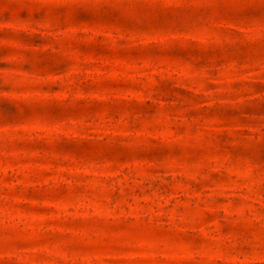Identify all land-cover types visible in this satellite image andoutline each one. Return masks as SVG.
Returning a JSON list of instances; mask_svg holds the SVG:
<instances>
[{
    "label": "rangeland",
    "instance_id": "374dc122",
    "mask_svg": "<svg viewBox=\"0 0 264 264\" xmlns=\"http://www.w3.org/2000/svg\"><path fill=\"white\" fill-rule=\"evenodd\" d=\"M0 264H264V0H0Z\"/></svg>",
    "mask_w": 264,
    "mask_h": 264
}]
</instances>
